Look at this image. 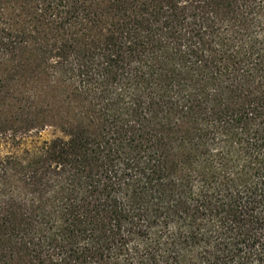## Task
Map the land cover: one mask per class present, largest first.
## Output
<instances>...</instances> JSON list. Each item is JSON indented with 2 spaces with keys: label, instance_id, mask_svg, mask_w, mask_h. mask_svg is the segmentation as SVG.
I'll return each instance as SVG.
<instances>
[{
  "label": "trees",
  "instance_id": "trees-1",
  "mask_svg": "<svg viewBox=\"0 0 264 264\" xmlns=\"http://www.w3.org/2000/svg\"><path fill=\"white\" fill-rule=\"evenodd\" d=\"M0 264H264V0H0Z\"/></svg>",
  "mask_w": 264,
  "mask_h": 264
},
{
  "label": "rangeland",
  "instance_id": "rangeland-1",
  "mask_svg": "<svg viewBox=\"0 0 264 264\" xmlns=\"http://www.w3.org/2000/svg\"><path fill=\"white\" fill-rule=\"evenodd\" d=\"M0 71H2L0 69ZM4 134L0 135V155L5 154H20L25 148H32L36 146L41 140L50 139L56 132L53 128H45L38 134L23 135L17 134L15 137H10L4 131Z\"/></svg>",
  "mask_w": 264,
  "mask_h": 264
}]
</instances>
